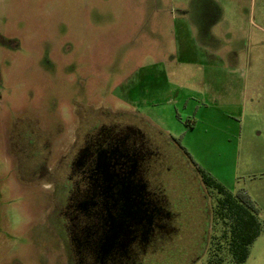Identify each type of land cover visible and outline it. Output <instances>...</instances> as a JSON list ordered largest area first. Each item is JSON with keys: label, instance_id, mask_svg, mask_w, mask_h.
I'll return each instance as SVG.
<instances>
[{"label": "rangeland", "instance_id": "1", "mask_svg": "<svg viewBox=\"0 0 264 264\" xmlns=\"http://www.w3.org/2000/svg\"><path fill=\"white\" fill-rule=\"evenodd\" d=\"M197 6L212 10L202 44ZM100 109L139 115L163 154L156 180L176 233L143 264H264V0H0V264H52L36 132L48 128L56 162ZM200 170L258 209L240 263Z\"/></svg>", "mask_w": 264, "mask_h": 264}, {"label": "flooded vegetation", "instance_id": "2", "mask_svg": "<svg viewBox=\"0 0 264 264\" xmlns=\"http://www.w3.org/2000/svg\"><path fill=\"white\" fill-rule=\"evenodd\" d=\"M202 8L196 7L193 19L201 44L213 25L204 18V9L212 10ZM229 57H234L232 52ZM99 113L101 119L81 120L83 127L72 131L68 154L56 162L48 128L36 132L45 139L41 145L48 146V155L34 163L45 166L33 182H42L39 187L46 198L41 215L53 239L52 264H143L141 259L157 241L176 233L156 180V164L163 161L160 147L136 121L139 115L123 114L128 117L124 119L119 111L112 118L107 110ZM6 135L11 146L13 141L17 144L10 131ZM15 157L12 164H17ZM21 178L27 181L24 174Z\"/></svg>", "mask_w": 264, "mask_h": 264}, {"label": "trees", "instance_id": "3", "mask_svg": "<svg viewBox=\"0 0 264 264\" xmlns=\"http://www.w3.org/2000/svg\"><path fill=\"white\" fill-rule=\"evenodd\" d=\"M199 173H201L199 171ZM203 181L209 187L217 190L218 193L228 195V192L210 176L201 173ZM235 198L246 208L247 214L238 219V223L231 232L229 242V251L236 263L246 259L249 247L260 234V226L255 217L258 216V209L255 203L247 195L244 190H239L235 193Z\"/></svg>", "mask_w": 264, "mask_h": 264}, {"label": "crops", "instance_id": "4", "mask_svg": "<svg viewBox=\"0 0 264 264\" xmlns=\"http://www.w3.org/2000/svg\"><path fill=\"white\" fill-rule=\"evenodd\" d=\"M193 23L195 26L194 28L197 31V39H199V41H200V34L201 33L198 32L197 25L195 24L194 21H193ZM200 172L208 175L207 173L203 172L202 170H200ZM201 173H199L201 182L206 187H209L208 185H206L204 183ZM208 176H210V175H208ZM210 177L212 178V176H210ZM212 179L215 180L214 178H212ZM215 181L217 183H219L217 180H215ZM219 184L228 192V195L220 194L217 192L216 189L209 187V188L213 189L217 194V197H216L215 202H214V207H212V211L214 214V222H215V225L217 228L216 230L218 232H221L220 241L226 242L227 248L229 250V242L231 239V232L236 227V225L238 223V219H240V217L245 216V214H247L248 212H247L246 208L235 198V193L232 190H228L227 187H225L221 183H219ZM205 201H208L207 197H205ZM206 205H207V203H206ZM255 219L259 223V226L261 229V222L259 220V217L257 216V217H255ZM217 241H219L218 238H217ZM229 254H230V251H229Z\"/></svg>", "mask_w": 264, "mask_h": 264}]
</instances>
